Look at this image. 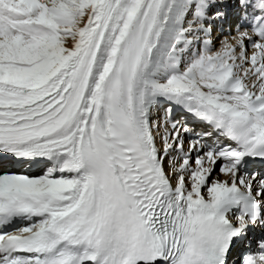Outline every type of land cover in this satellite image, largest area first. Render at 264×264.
<instances>
[{
  "label": "snow or ice",
  "instance_id": "snow-or-ice-1",
  "mask_svg": "<svg viewBox=\"0 0 264 264\" xmlns=\"http://www.w3.org/2000/svg\"><path fill=\"white\" fill-rule=\"evenodd\" d=\"M117 191L136 264H264V0H0V264H100Z\"/></svg>",
  "mask_w": 264,
  "mask_h": 264
},
{
  "label": "clouds",
  "instance_id": "clouds-1",
  "mask_svg": "<svg viewBox=\"0 0 264 264\" xmlns=\"http://www.w3.org/2000/svg\"><path fill=\"white\" fill-rule=\"evenodd\" d=\"M89 229L100 264H136L150 243L134 198L119 191L97 201Z\"/></svg>",
  "mask_w": 264,
  "mask_h": 264
},
{
  "label": "bare ground",
  "instance_id": "bare-ground-1",
  "mask_svg": "<svg viewBox=\"0 0 264 264\" xmlns=\"http://www.w3.org/2000/svg\"><path fill=\"white\" fill-rule=\"evenodd\" d=\"M220 179H224V177L223 176H220ZM175 181H173V183H174Z\"/></svg>",
  "mask_w": 264,
  "mask_h": 264
},
{
  "label": "rangeland",
  "instance_id": "rangeland-1",
  "mask_svg": "<svg viewBox=\"0 0 264 264\" xmlns=\"http://www.w3.org/2000/svg\"><path fill=\"white\" fill-rule=\"evenodd\" d=\"M219 165H217V171H218Z\"/></svg>",
  "mask_w": 264,
  "mask_h": 264
}]
</instances>
